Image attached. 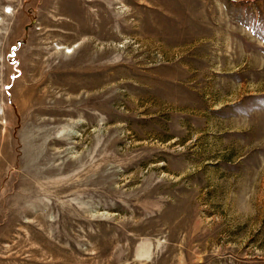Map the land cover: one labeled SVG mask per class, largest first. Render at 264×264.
<instances>
[{"label":"rangeland","instance_id":"obj_1","mask_svg":"<svg viewBox=\"0 0 264 264\" xmlns=\"http://www.w3.org/2000/svg\"><path fill=\"white\" fill-rule=\"evenodd\" d=\"M0 264H264V0H0Z\"/></svg>","mask_w":264,"mask_h":264}]
</instances>
